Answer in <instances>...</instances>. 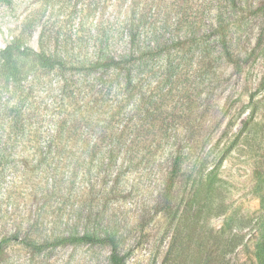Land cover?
Instances as JSON below:
<instances>
[{"label":"rangeland","instance_id":"obj_1","mask_svg":"<svg viewBox=\"0 0 264 264\" xmlns=\"http://www.w3.org/2000/svg\"><path fill=\"white\" fill-rule=\"evenodd\" d=\"M152 1L0 0V264H264V0Z\"/></svg>","mask_w":264,"mask_h":264},{"label":"trees","instance_id":"obj_2","mask_svg":"<svg viewBox=\"0 0 264 264\" xmlns=\"http://www.w3.org/2000/svg\"><path fill=\"white\" fill-rule=\"evenodd\" d=\"M217 1V0H216ZM152 4H156V9H154V15H156L157 13V9H160L162 7L163 4H160L159 1H155L153 0L151 2ZM149 6V5H148ZM147 6V7H148ZM158 6V7H157ZM145 7V8H147ZM151 8V7H150ZM147 9V10H150ZM204 9V7L202 8ZM200 10V9H199ZM210 10V9H209ZM211 11V10H210ZM159 12V11H158ZM161 12V11H160ZM167 14V13H166ZM147 13H142V15H140L137 20H132L128 26V31L134 35L137 32V29L139 27V24H141V21H146L147 20ZM164 15V14H163ZM133 19V18H132ZM195 22L199 23V26L202 25L201 19L200 17H196L195 18ZM211 26V25H209ZM158 37L153 35V36H149V38H147V40H149V44H152V47L154 46V42ZM135 39L132 37L131 38V43L134 44L132 47L135 48L137 45V43L134 42ZM157 41V40H156ZM132 48V50H129L127 53H124L123 56H128L134 53H137V50H134ZM109 55H111L110 53H108ZM37 61L39 62V64L42 67H50L53 63L52 58H50L48 55L46 54H35ZM96 59H110L113 60V58H104L105 56H103L102 54H97L96 55ZM97 60V61H98ZM53 144V142H50ZM56 243L58 244H63V243H79V244H90V245H94V244H103V245H107L110 248V262L111 264H125L123 256H121L118 253L117 250V244H116V240L111 237V236H107V237H95V236H90V235H85V236H80V237H69V238H64L62 240L57 241ZM37 249L42 248L41 246H36Z\"/></svg>","mask_w":264,"mask_h":264}]
</instances>
